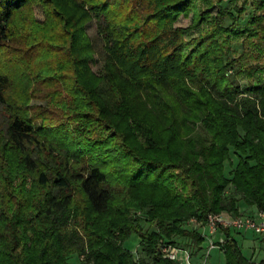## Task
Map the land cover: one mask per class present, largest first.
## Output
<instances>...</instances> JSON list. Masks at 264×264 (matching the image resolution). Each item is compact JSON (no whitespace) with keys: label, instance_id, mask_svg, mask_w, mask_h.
<instances>
[{"label":"trees","instance_id":"trees-1","mask_svg":"<svg viewBox=\"0 0 264 264\" xmlns=\"http://www.w3.org/2000/svg\"><path fill=\"white\" fill-rule=\"evenodd\" d=\"M195 1L0 0V264H179L163 256L164 239L205 240L186 221L237 216L242 204L264 211V61L234 56L229 35L263 42L264 0L253 29L234 30L243 0L237 16L220 8L189 40L175 22ZM93 19L106 52L99 73ZM81 124L102 130L98 156L80 144ZM222 231L225 264H255L235 230ZM134 234L137 257L125 247Z\"/></svg>","mask_w":264,"mask_h":264},{"label":"rangeland","instance_id":"rangeland-1","mask_svg":"<svg viewBox=\"0 0 264 264\" xmlns=\"http://www.w3.org/2000/svg\"><path fill=\"white\" fill-rule=\"evenodd\" d=\"M243 0H224L220 5L218 4V2H216V0H210V5L207 6L204 0H196L194 2V7L191 8L190 12L185 15L182 14L181 16H179V18L177 19V21L175 22V26L176 27H181L183 29H185V35L187 37V39L192 40L195 37H199L204 35L207 31H209V29L211 28V23L214 22L213 17H215L217 15V13L220 11V8L224 9L226 12H230L232 13L234 16L238 15L237 12V6H240L242 4ZM255 0H250L247 4V8L246 11L238 18V21L235 24L234 30H247V29H253L254 26L253 24H251V20L253 17V14L255 12ZM203 9H206L207 12H209V17L206 21L202 22L199 26L197 27H192V23L195 21L196 17L199 15V13H201V11ZM33 13L35 15V20H37L38 22H42L47 18V13L46 10L44 9V6L42 3H36L34 5L33 8ZM231 23V19L227 18L226 22H225V26L229 25ZM86 31L88 33V35L90 36L94 48H95V52H96V59H97V63L96 66L94 67V70L96 72H101L103 70V66H104V61H105V56H106V52L103 48V41L101 39V37L99 36V34L97 33V23L96 20L93 19L91 21H89L87 23L86 26ZM231 36V44L232 47L235 51L234 56L240 57L241 60L243 62L245 61H251V62H255V61H264V41L263 42H258L257 44H253L250 40H243V38L246 36H238L236 35L234 32H231V34H229ZM223 39V37L221 38ZM0 61L3 63H1L0 65V69H7V67L4 65L5 63L2 61L3 59V55L1 53L0 56ZM52 57L51 55H48V60H50ZM35 61V64H37L36 59L33 60V62ZM32 62V64H33ZM48 65H50V62H47ZM44 67L43 65L38 63V68H42ZM242 83L245 84L246 83V78L243 77L242 79ZM255 84H257V81H255ZM22 82H18L17 86H19V88L21 87ZM30 105H43V106H51L50 103H48V101H42L39 99H33L30 102ZM48 106V107H49ZM53 107V106H51ZM53 109H58L57 104L53 107ZM37 110V109H36ZM156 112V111H155ZM156 115L157 112H156ZM48 117H54V113L50 112V115ZM42 123V121L36 120V125L40 126ZM73 125V124H72ZM75 126H77L76 124H74ZM80 125V124H79ZM95 131H91V129H89L88 133L86 132L85 128H84V124L81 126H79V130L77 131L76 135L79 138L80 144L82 142H84V144L82 143L83 149H85L86 154L89 155L92 153V155L98 156L100 154V149H98V145L95 141V139H97V137H99V135L102 133V130L100 128H98L97 126L94 127ZM198 133H200L203 137H205V133L202 129V127L198 128ZM61 133H54V135H58ZM107 135V134H106ZM206 139V137H205ZM90 143V144H88ZM91 145V146H90ZM89 150V151H88ZM231 161L232 164L234 163V161H236V157L232 154L231 155ZM232 164L226 162V168H225V175L227 177H230L231 175V171L233 169L234 166H232ZM116 169V168H115ZM232 188L231 186L228 188V191H231ZM243 202L241 201L240 204H242ZM243 205V204H242ZM240 209H241V206ZM243 210V209H241ZM256 209L254 208H245V211H239V215L241 214H255L256 213ZM138 215H141V212L137 213ZM225 214V213H224ZM143 228L146 231H153L156 229V227L154 225H150L149 223L143 221L141 222ZM183 227L185 229L188 230H196L197 232H199L204 239L208 236V234H206L205 230H206V224L203 223L202 220H197L195 222H191V220L186 221L185 223H183ZM234 234H239L238 232L234 231L232 232ZM210 237L212 238V234H209ZM248 239L252 240L253 237H257V241H258V246L260 245L261 242H264V238L262 236H258V235H254L253 231L248 232ZM216 238H214L213 242L215 244L218 243V241H215ZM139 242H140V238L137 235H132L131 238L125 243V247L129 250H131L133 252V254L137 257L141 252H140V246H139ZM174 244H171L169 240L164 239L163 240V246H172V247H176V248H182L185 249V251L191 256L190 257V263L191 264H202L205 262V264H225V253L223 254L219 249H212L210 252V257L207 256L206 252H204L202 245L204 246V244L202 243L201 246H197L194 244V242L192 241V239L187 238V237H176L174 239ZM206 249L209 247V243L208 241H206ZM244 253L248 256H251V261L254 262L255 264H264V249L261 247H259V249H257L256 247L254 248V250L251 252L252 254L250 255L249 249L246 247H243ZM181 256V255H180ZM78 261H79V257ZM81 259H85V254L81 255ZM179 262V264H184L185 260L183 258L180 257V260H177ZM80 262V261H79ZM78 263V262H77Z\"/></svg>","mask_w":264,"mask_h":264},{"label":"built area","instance_id":"built-area-1","mask_svg":"<svg viewBox=\"0 0 264 264\" xmlns=\"http://www.w3.org/2000/svg\"><path fill=\"white\" fill-rule=\"evenodd\" d=\"M191 220L194 222L197 221L196 218H193ZM205 224L210 229L211 233L229 229L235 231H253L258 235H264V211L257 210L255 214H241L237 216H232L224 213H210L207 215ZM214 245L220 246L215 243ZM162 252L163 256L166 258L176 261L180 260L179 249L176 247L163 246ZM190 257L191 256L186 253L185 261H187L188 264H191ZM202 264H205V262Z\"/></svg>","mask_w":264,"mask_h":264},{"label":"crops","instance_id":"crops-1","mask_svg":"<svg viewBox=\"0 0 264 264\" xmlns=\"http://www.w3.org/2000/svg\"><path fill=\"white\" fill-rule=\"evenodd\" d=\"M245 208H247L246 205H242L241 206V209H245ZM249 208L251 209V208H254V207H249ZM191 222H194V221L191 220ZM205 228H206L205 232H206V234H208V236L205 238V240L203 242L204 246L202 245V248H203L204 252H206L208 257H210V252H211L212 249H219L224 254V251L222 250V248H220V246L214 245V242H213L214 238H216L215 241H218V242H221V241L225 240V235H224L223 231H217L215 233H211L210 229L207 226ZM248 232H251V231H238L239 234L232 233V236L239 243L244 256L246 258H248L249 260H251V256H248V255H246L244 253L243 247L248 248L249 252H250V255H251L252 254L251 252L254 250L255 247L257 249H259V247L260 248L262 247L264 249V242H261L260 245L258 246V241L256 239L257 237H253L252 240L251 239L249 240L247 238L248 237V235H247ZM209 234H212V238L210 237ZM255 234L256 233H254V235ZM256 235H258V234H256ZM258 236H262L264 238V235H258ZM206 241H208V243H209V247L207 249H206V246H205ZM178 249H179V256L181 255L180 257L184 258V260H185L187 252L185 251V249H182V248H178ZM184 264H188L187 261H185Z\"/></svg>","mask_w":264,"mask_h":264}]
</instances>
